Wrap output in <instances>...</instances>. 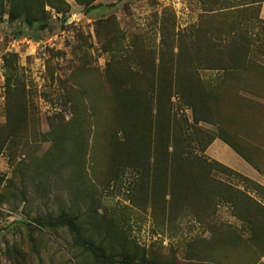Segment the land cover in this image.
Instances as JSON below:
<instances>
[{
    "label": "rangeland",
    "instance_id": "obj_1",
    "mask_svg": "<svg viewBox=\"0 0 264 264\" xmlns=\"http://www.w3.org/2000/svg\"><path fill=\"white\" fill-rule=\"evenodd\" d=\"M251 168L264 179V0H0V264H105L85 241L264 264ZM61 214L79 234L35 224Z\"/></svg>",
    "mask_w": 264,
    "mask_h": 264
},
{
    "label": "trees",
    "instance_id": "obj_2",
    "mask_svg": "<svg viewBox=\"0 0 264 264\" xmlns=\"http://www.w3.org/2000/svg\"><path fill=\"white\" fill-rule=\"evenodd\" d=\"M11 15L15 17V12L12 11ZM181 75L179 73H175L172 71L170 73V80L171 81H180L178 83L177 91L181 92ZM159 80V81H158ZM161 82V78L159 77V74H155L151 77V85L154 88V86H158V83ZM182 97L186 100L185 94H182ZM137 99V98H136ZM154 100H156V107H157V112H161V107L165 103V95L160 92L158 95L152 97V98H147L146 102L149 103V106L145 103V112L142 116V110H139L140 107L135 106L136 109L138 110L140 116L144 118L145 123L147 125H152V109L154 105ZM190 105L193 106L194 110V118L197 121H200L201 119L198 118V115H201L203 118L204 115L207 113L208 107L206 102H202L201 104H197V106L191 102H189ZM199 109H198V108ZM206 116V115H205ZM146 118V119H145ZM148 118V119H147ZM147 120V121H146ZM227 146H229L239 157H241L247 164L250 163L248 158L244 156L237 148H235L233 145L229 144L228 142H224ZM250 165V164H249ZM35 224L37 226L41 227H49L53 229H58V228H66L68 231L72 234H79V226H77L76 222L74 219H72L69 215L66 214H61L59 217L53 219L49 218L48 220H43V219H35ZM86 245V251L96 260L105 264H136L135 260L130 258V257H123V258H117L113 255H109L106 250L103 248L101 245H96L91 241H85ZM139 264H157L154 262H149L147 260L141 261Z\"/></svg>",
    "mask_w": 264,
    "mask_h": 264
},
{
    "label": "crops",
    "instance_id": "obj_3",
    "mask_svg": "<svg viewBox=\"0 0 264 264\" xmlns=\"http://www.w3.org/2000/svg\"><path fill=\"white\" fill-rule=\"evenodd\" d=\"M212 148H216L217 150H218V152H223L224 154H226L227 156H230V158H231V155L229 154V152L228 151H233L229 146H227L225 143H223V142H221V141H219V140H217V141H215L214 142V144H213V147H212V145H211V147H210V150H208L209 151V153L210 154H212ZM230 149V150H229ZM234 152V151H233ZM235 153V152H234ZM236 154V153H235ZM237 155V154H236ZM237 157H239L238 155H237ZM240 158V157H239ZM241 159V158H240ZM232 160H233V164H235L236 166H234V167H240V169H241V171L243 170L242 169V165L239 163V162H237L236 160H235V158H232ZM241 161H244V160H242L241 159ZM246 163V162H245ZM247 164V163H246ZM248 165V164H247ZM252 170H247V171H245V173L248 175V177H250V178H252L254 181H256V182H258V183H260L261 185H263L264 186V179L260 176V174H258L253 168H251ZM246 170V169H245Z\"/></svg>",
    "mask_w": 264,
    "mask_h": 264
}]
</instances>
